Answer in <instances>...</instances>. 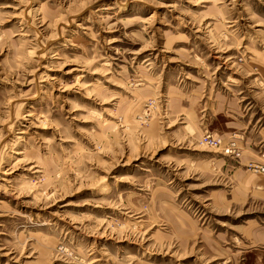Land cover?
Here are the masks:
<instances>
[{
  "label": "rangeland",
  "instance_id": "1",
  "mask_svg": "<svg viewBox=\"0 0 264 264\" xmlns=\"http://www.w3.org/2000/svg\"><path fill=\"white\" fill-rule=\"evenodd\" d=\"M0 264H264V0H0Z\"/></svg>",
  "mask_w": 264,
  "mask_h": 264
},
{
  "label": "built area",
  "instance_id": "2",
  "mask_svg": "<svg viewBox=\"0 0 264 264\" xmlns=\"http://www.w3.org/2000/svg\"><path fill=\"white\" fill-rule=\"evenodd\" d=\"M201 142L211 147H220L222 145V139L220 136L215 135L209 130H204L201 134ZM226 153H232L235 151L234 142L230 141L228 145L224 147ZM238 153V152H237ZM257 168H261V165L255 164Z\"/></svg>",
  "mask_w": 264,
  "mask_h": 264
}]
</instances>
